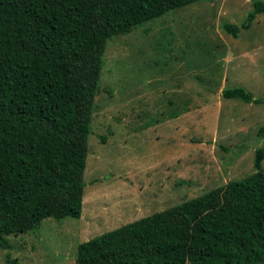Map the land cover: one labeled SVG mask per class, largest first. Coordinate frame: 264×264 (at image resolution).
Instances as JSON below:
<instances>
[{
    "label": "trees",
    "instance_id": "1",
    "mask_svg": "<svg viewBox=\"0 0 264 264\" xmlns=\"http://www.w3.org/2000/svg\"><path fill=\"white\" fill-rule=\"evenodd\" d=\"M200 0H0V245L80 218L108 41ZM238 37L264 13V0ZM225 98L264 101L242 86ZM264 146L254 171L84 241L76 264H264Z\"/></svg>",
    "mask_w": 264,
    "mask_h": 264
},
{
    "label": "rangeland",
    "instance_id": "2",
    "mask_svg": "<svg viewBox=\"0 0 264 264\" xmlns=\"http://www.w3.org/2000/svg\"><path fill=\"white\" fill-rule=\"evenodd\" d=\"M254 0H200L108 41L80 218L7 237L0 264H76L80 243L254 171L264 101V13ZM264 167V161L262 162Z\"/></svg>",
    "mask_w": 264,
    "mask_h": 264
}]
</instances>
